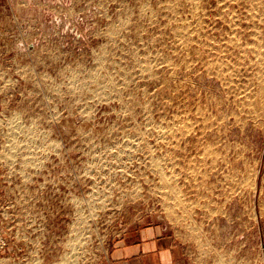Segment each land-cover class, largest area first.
<instances>
[{
	"label": "rangeland",
	"instance_id": "rangeland-1",
	"mask_svg": "<svg viewBox=\"0 0 264 264\" xmlns=\"http://www.w3.org/2000/svg\"><path fill=\"white\" fill-rule=\"evenodd\" d=\"M150 227L264 264V0H0V264Z\"/></svg>",
	"mask_w": 264,
	"mask_h": 264
},
{
	"label": "crops",
	"instance_id": "crops-1",
	"mask_svg": "<svg viewBox=\"0 0 264 264\" xmlns=\"http://www.w3.org/2000/svg\"><path fill=\"white\" fill-rule=\"evenodd\" d=\"M193 255L191 247L175 230L138 228L114 241L101 264H199Z\"/></svg>",
	"mask_w": 264,
	"mask_h": 264
},
{
	"label": "built area",
	"instance_id": "built-area-1",
	"mask_svg": "<svg viewBox=\"0 0 264 264\" xmlns=\"http://www.w3.org/2000/svg\"><path fill=\"white\" fill-rule=\"evenodd\" d=\"M8 247V239L5 233L0 229V257L7 251Z\"/></svg>",
	"mask_w": 264,
	"mask_h": 264
}]
</instances>
